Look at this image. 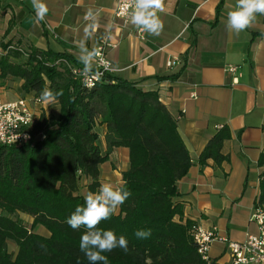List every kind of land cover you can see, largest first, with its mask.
<instances>
[{"label": "trees", "instance_id": "16d2710c", "mask_svg": "<svg viewBox=\"0 0 264 264\" xmlns=\"http://www.w3.org/2000/svg\"><path fill=\"white\" fill-rule=\"evenodd\" d=\"M24 51L6 48L0 55V79L22 80L18 91L36 99L46 87L63 94L57 110L40 111L30 129L31 141L0 144V264H89L79 250L85 229L73 230L66 219L84 203L82 179L89 180L87 193L98 192L99 167L115 147L128 148L121 185L132 195L118 214L98 226L129 241L127 253L119 248L105 253L109 264H216L199 254L193 239L197 224L183 222V205L174 202L176 182L187 173L191 158L177 120L157 92L111 74L85 88L70 70L84 66L70 54ZM97 123L106 126L104 152L97 142ZM229 138L226 125L217 129L200 152V165L212 159L220 167L227 160L221 150ZM257 164L264 167V151ZM259 205H264V170L255 202ZM18 212L32 218L30 227L13 216ZM37 225L48 235L35 232ZM137 229H151V236L139 240ZM9 241L17 247L14 254L8 251Z\"/></svg>", "mask_w": 264, "mask_h": 264}, {"label": "crops", "instance_id": "0c3cea01", "mask_svg": "<svg viewBox=\"0 0 264 264\" xmlns=\"http://www.w3.org/2000/svg\"><path fill=\"white\" fill-rule=\"evenodd\" d=\"M44 2L49 11L38 22L31 0H0V55L8 46L11 50L38 48L68 53L80 63L78 41L86 39L89 50L106 43V57L113 67L110 74L144 91H156L177 120L191 158L187 173L176 182L174 202L183 205L182 221L192 220L205 229L216 227L222 236L237 242L257 234L250 216L264 170L257 164L264 151V16L237 35L226 27V14L236 0H164V10L157 12L163 28L158 35H150L131 21L124 24L115 18V0ZM88 9L96 14L94 27L85 19ZM172 58L174 64L167 66ZM228 65L237 66L235 74L226 70ZM21 83L20 79H0V102L24 97L46 111L58 109L56 103L34 102L32 93L22 95ZM223 125L230 131L221 150L227 160L220 167L212 159L201 166L200 152ZM95 131L104 152L105 124L97 123ZM128 155L127 147L112 149L99 167L100 185L122 184ZM83 180L79 193L84 189L80 194L86 196L89 180ZM208 257L216 264H230L223 241L210 244Z\"/></svg>", "mask_w": 264, "mask_h": 264}, {"label": "clouds", "instance_id": "9594fccd", "mask_svg": "<svg viewBox=\"0 0 264 264\" xmlns=\"http://www.w3.org/2000/svg\"><path fill=\"white\" fill-rule=\"evenodd\" d=\"M31 6L36 20L43 21L49 11L44 0H31ZM163 10L164 0H133L131 23L150 35H158L163 28V22L157 12ZM226 15L227 29L239 35L251 28L258 16H264V0H236L234 7ZM85 19L92 21L90 27L95 26L96 14L92 9H88ZM77 47L80 50L78 59L84 65L82 74L87 76L92 70L95 49H88L86 39L78 41ZM62 94V91L53 92L46 87L41 91L39 99L45 105H52ZM131 195V191L123 185L102 183L98 192H88L83 205L76 206L75 211L66 219L67 225L73 230L85 229L79 240V250L89 264H109L105 253H111L118 248L128 252L129 241L126 236H117L113 230H104L98 226L102 221L110 219ZM134 236L139 240L148 239L151 229H137Z\"/></svg>", "mask_w": 264, "mask_h": 264}, {"label": "built area", "instance_id": "2783aa9c", "mask_svg": "<svg viewBox=\"0 0 264 264\" xmlns=\"http://www.w3.org/2000/svg\"><path fill=\"white\" fill-rule=\"evenodd\" d=\"M133 7V0H115L114 16L124 24L131 21L130 12ZM106 43L97 45L95 50V64L91 72L85 76L82 74L83 67L70 66V70L75 79L85 88L93 87L113 70L111 62L105 53ZM13 48L8 46L7 49ZM20 52L27 54L21 48H16ZM175 59L167 60V66H172ZM226 70L235 74L237 66L228 65ZM237 82L234 76L233 83ZM27 98H19L14 101L0 102V144L7 146H20L32 139L31 127L39 118ZM34 102H40L34 99ZM251 221L258 227L257 234H248L242 242L232 241L222 236L216 227L205 229L196 225L193 229V239L197 245L198 252L204 260L210 261L208 250L213 241L219 240L226 243L230 264H264V205L255 206L251 216Z\"/></svg>", "mask_w": 264, "mask_h": 264}, {"label": "rangeland", "instance_id": "374dc122", "mask_svg": "<svg viewBox=\"0 0 264 264\" xmlns=\"http://www.w3.org/2000/svg\"><path fill=\"white\" fill-rule=\"evenodd\" d=\"M30 104H31V106L33 107V110L38 114L41 110H43V108L41 107H38V106H35V105H33V103H31L30 102ZM45 110V109H44ZM83 179L81 180V183L80 184H82V186H83ZM84 189H82L81 191H80V193H82V194H84ZM13 216L15 217V218H18V219H20L27 227H30L31 226V223H32V218L31 217H29L28 215H26V214H23V213H15V214H13ZM33 230L35 231V232H37V233H40V234H42V235H48V232H47V230L44 228V227H42V226H35L34 228H33ZM16 250H17V247L15 246V244L13 243V242H11V241H9V243H8V251L9 252H11L12 254H14V253H16Z\"/></svg>", "mask_w": 264, "mask_h": 264}]
</instances>
